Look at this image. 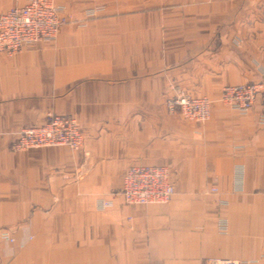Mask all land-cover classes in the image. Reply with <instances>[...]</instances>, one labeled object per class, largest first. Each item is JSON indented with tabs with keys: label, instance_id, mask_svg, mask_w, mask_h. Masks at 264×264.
Masks as SVG:
<instances>
[{
	"label": "crops",
	"instance_id": "0c3cea01",
	"mask_svg": "<svg viewBox=\"0 0 264 264\" xmlns=\"http://www.w3.org/2000/svg\"><path fill=\"white\" fill-rule=\"evenodd\" d=\"M55 2L86 24L0 54V233L17 238L0 264H264L263 108L220 101L263 80L264 0ZM176 90L210 98L211 118L169 113ZM51 113L77 119L82 150L11 149ZM137 165L170 170L171 200L97 210Z\"/></svg>",
	"mask_w": 264,
	"mask_h": 264
},
{
	"label": "built area",
	"instance_id": "2783aa9c",
	"mask_svg": "<svg viewBox=\"0 0 264 264\" xmlns=\"http://www.w3.org/2000/svg\"><path fill=\"white\" fill-rule=\"evenodd\" d=\"M94 14V11L90 12ZM73 19L65 7L55 0H27L21 7H14L0 13V54L13 56L32 45L55 40L61 28ZM220 101L233 109L246 113L257 102L263 112L260 123L264 124V68L263 80L254 83L225 86ZM170 113H179L186 120L205 123L211 118L212 100L208 97H193L176 90L167 100ZM3 133L0 130V140ZM84 134L77 119L70 115L49 114L47 121L40 126L23 129L11 145L13 151H26L33 148L64 146L73 151L84 147ZM241 177V176H239ZM235 179V185H242V177ZM217 191V188H213ZM175 194L170 178V170L164 166H132L124 177L123 187L113 191L108 197L97 200V210L105 211L114 206V199L123 198L126 204H167ZM3 243L15 244L16 234L8 231L0 233ZM209 264H249L233 259H209Z\"/></svg>",
	"mask_w": 264,
	"mask_h": 264
},
{
	"label": "rangeland",
	"instance_id": "374dc122",
	"mask_svg": "<svg viewBox=\"0 0 264 264\" xmlns=\"http://www.w3.org/2000/svg\"><path fill=\"white\" fill-rule=\"evenodd\" d=\"M92 17V16H91ZM86 21L87 20H81V21H78V22H76L75 24H79V25H85L86 24ZM175 94V93H174ZM173 94V95H174ZM172 95V96H173ZM170 98V97H169ZM169 98H167V100L169 99ZM167 100H166V104H167ZM167 107V106H166ZM168 110V109H167ZM170 113V112H169ZM184 118V117H183ZM4 243L0 240V245H3ZM7 244V243H6Z\"/></svg>",
	"mask_w": 264,
	"mask_h": 264
}]
</instances>
